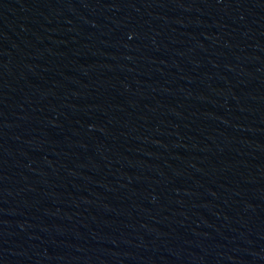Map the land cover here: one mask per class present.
Instances as JSON below:
<instances>
[{"label": "water", "instance_id": "obj_1", "mask_svg": "<svg viewBox=\"0 0 264 264\" xmlns=\"http://www.w3.org/2000/svg\"><path fill=\"white\" fill-rule=\"evenodd\" d=\"M0 264H264V0H0Z\"/></svg>", "mask_w": 264, "mask_h": 264}]
</instances>
